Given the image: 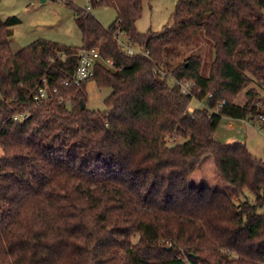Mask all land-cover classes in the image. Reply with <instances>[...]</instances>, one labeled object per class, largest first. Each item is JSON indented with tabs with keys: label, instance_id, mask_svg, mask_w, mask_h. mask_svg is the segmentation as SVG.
Wrapping results in <instances>:
<instances>
[{
	"label": "trees",
	"instance_id": "obj_1",
	"mask_svg": "<svg viewBox=\"0 0 264 264\" xmlns=\"http://www.w3.org/2000/svg\"><path fill=\"white\" fill-rule=\"evenodd\" d=\"M148 1L91 0L116 10L109 28L70 3L81 48L37 40L13 53L20 20H0V264L4 235L22 223L35 229L29 210L38 207L59 240L42 264H264V161L245 143L215 138L224 117L263 129L264 0H179L172 27L140 33ZM116 31L150 57L127 56ZM97 47L122 71L98 66L90 80L64 87L78 51ZM156 68L194 81L200 101L211 94L206 107L189 112L193 97ZM91 81L113 89L107 110L87 108ZM44 85L51 95L36 100ZM208 156L233 195L191 186ZM244 190L253 204L235 202ZM36 234L27 238L32 252ZM7 253L11 264H32L18 250Z\"/></svg>",
	"mask_w": 264,
	"mask_h": 264
},
{
	"label": "rangeland",
	"instance_id": "obj_2",
	"mask_svg": "<svg viewBox=\"0 0 264 264\" xmlns=\"http://www.w3.org/2000/svg\"><path fill=\"white\" fill-rule=\"evenodd\" d=\"M178 2L179 0L145 2L143 16L137 23L138 31L140 33L149 31L160 33L165 28L172 27ZM70 3L82 9L90 7L88 11L106 28H109L117 19V12L113 7L94 8L91 0H46L45 2L40 0H0V20L5 21L10 17H17L20 20V24L14 27L11 51L17 53L37 40H48L71 47H83L82 32L76 23L77 14L68 6ZM202 54L205 59L204 70L208 74L211 60L208 48ZM186 55L176 58L173 63L181 62ZM112 92V88H99L94 81L89 82L87 85V108L94 111L107 110L105 100ZM2 97L0 81V98ZM238 102L239 104L245 103L243 93ZM188 109L189 112L203 109V104L198 98L193 97ZM215 138L227 145L245 143L254 157L264 161V131L253 120H236L224 117L215 132ZM191 186L198 190L210 188L230 196L234 193V189L223 181L212 156L203 159L201 166L192 177ZM234 200L237 204L245 201L253 204L255 195L249 190H244L240 196H235ZM31 212L35 216V229H31L28 223H22L16 232L10 228L3 237V245L6 248L4 261L7 264H11V260L14 258L7 253L9 248L18 250L22 256L24 254L31 256L32 264H42L51 250L53 251L59 243L55 234L45 227V213L40 207L33 211L29 210V216ZM258 212L264 213V208L259 209ZM32 215L29 217V224L32 221ZM24 219L26 222L28 221V218L24 217ZM35 232L37 233L38 247L32 252L27 238Z\"/></svg>",
	"mask_w": 264,
	"mask_h": 264
},
{
	"label": "built area",
	"instance_id": "obj_3",
	"mask_svg": "<svg viewBox=\"0 0 264 264\" xmlns=\"http://www.w3.org/2000/svg\"><path fill=\"white\" fill-rule=\"evenodd\" d=\"M90 8L88 7V10ZM115 41L119 45L120 49L130 57L133 56H144L150 57L148 51H144L141 47L135 44L131 38L124 32L116 31ZM98 66H104L105 68L113 71L120 72L122 68H117L113 62V60H105L101 55V50L97 47L95 49H82L77 53V65L74 69L72 75L62 80V85L66 88L71 87L73 85H79L83 82H86L93 78L96 73V68ZM155 73H159L163 79H169L170 84L177 86L180 88V91L184 95H189L192 97H196L198 94H201V90L197 88L196 83L194 81H181L174 76L167 74L161 71L159 68L155 69ZM58 94V90L54 89L53 94ZM51 95V91L47 85H44L40 88L38 95L36 96V100L47 99ZM212 95H208L201 104L205 108V102L208 101ZM62 100V99H61ZM224 104V103H223ZM25 114H20L16 116V119L25 118ZM259 124L263 127L264 131V115H260L258 117Z\"/></svg>",
	"mask_w": 264,
	"mask_h": 264
},
{
	"label": "water",
	"instance_id": "obj_4",
	"mask_svg": "<svg viewBox=\"0 0 264 264\" xmlns=\"http://www.w3.org/2000/svg\"><path fill=\"white\" fill-rule=\"evenodd\" d=\"M41 2H45L46 0H40ZM81 105H82V109H85L86 108V105L84 104V102H81Z\"/></svg>",
	"mask_w": 264,
	"mask_h": 264
}]
</instances>
